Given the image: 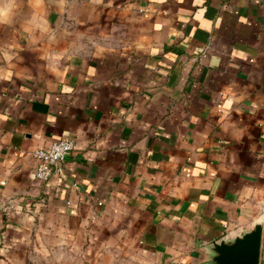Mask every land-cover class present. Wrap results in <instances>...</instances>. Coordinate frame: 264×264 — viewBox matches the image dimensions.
Instances as JSON below:
<instances>
[{
  "label": "crops",
  "instance_id": "1",
  "mask_svg": "<svg viewBox=\"0 0 264 264\" xmlns=\"http://www.w3.org/2000/svg\"><path fill=\"white\" fill-rule=\"evenodd\" d=\"M0 21V264H207L256 221L264 264V0H0Z\"/></svg>",
  "mask_w": 264,
  "mask_h": 264
},
{
  "label": "water",
  "instance_id": "2",
  "mask_svg": "<svg viewBox=\"0 0 264 264\" xmlns=\"http://www.w3.org/2000/svg\"><path fill=\"white\" fill-rule=\"evenodd\" d=\"M261 230V222L256 221L247 229L204 242L207 264H259Z\"/></svg>",
  "mask_w": 264,
  "mask_h": 264
},
{
  "label": "built area",
  "instance_id": "3",
  "mask_svg": "<svg viewBox=\"0 0 264 264\" xmlns=\"http://www.w3.org/2000/svg\"><path fill=\"white\" fill-rule=\"evenodd\" d=\"M74 141L69 138H60L48 147L37 148L32 152L37 166L33 177L39 181L49 180L53 175H62V163L67 154L74 149ZM264 255V252H262Z\"/></svg>",
  "mask_w": 264,
  "mask_h": 264
},
{
  "label": "rangeland",
  "instance_id": "4",
  "mask_svg": "<svg viewBox=\"0 0 264 264\" xmlns=\"http://www.w3.org/2000/svg\"><path fill=\"white\" fill-rule=\"evenodd\" d=\"M112 262H115L114 264L120 263L117 261V257L106 254L102 256H91L89 254L52 252L48 255L29 257L24 264H112Z\"/></svg>",
  "mask_w": 264,
  "mask_h": 264
},
{
  "label": "clouds",
  "instance_id": "5",
  "mask_svg": "<svg viewBox=\"0 0 264 264\" xmlns=\"http://www.w3.org/2000/svg\"><path fill=\"white\" fill-rule=\"evenodd\" d=\"M0 22H2V21H0Z\"/></svg>",
  "mask_w": 264,
  "mask_h": 264
}]
</instances>
